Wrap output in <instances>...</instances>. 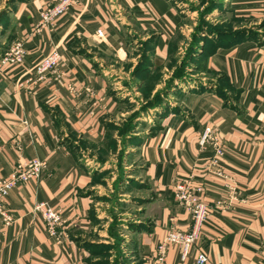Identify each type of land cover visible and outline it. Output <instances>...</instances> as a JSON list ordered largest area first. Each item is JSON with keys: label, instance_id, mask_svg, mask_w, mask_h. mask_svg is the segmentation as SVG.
<instances>
[{"label": "crops", "instance_id": "obj_1", "mask_svg": "<svg viewBox=\"0 0 264 264\" xmlns=\"http://www.w3.org/2000/svg\"><path fill=\"white\" fill-rule=\"evenodd\" d=\"M8 1L0 6L6 11L0 19V176L9 178L34 158L46 167L5 198L12 221L0 216V264H195L203 250L207 264H264V35L199 34L195 59L203 63V81L191 87L170 81L167 103L135 117L132 132L141 138L128 158L138 156L142 165L134 167L142 168L147 186L119 193L120 201L137 198L138 215L118 218L122 228L109 229L112 215L94 210L104 194L101 166H111L110 158L98 159L100 143L113 117L125 120L140 108L143 75L168 71L187 18L183 6L199 0H75L46 25L40 12L55 0ZM217 2L216 21L232 15L246 27H264V0ZM237 30L234 23L231 31ZM16 40L25 44L24 62L2 64ZM53 50L62 56L59 67L37 80L34 65ZM158 88L163 83L153 94ZM125 98L137 108L120 107ZM206 125L214 127L217 145L200 144ZM218 148L226 178L207 168ZM184 179L203 187L210 213L186 258L183 246L171 244L159 261L157 247L167 233L192 224L174 193ZM38 203L61 212L57 235L35 211ZM95 217L107 220L102 228ZM114 241L109 259L99 256Z\"/></svg>", "mask_w": 264, "mask_h": 264}, {"label": "rangeland", "instance_id": "obj_2", "mask_svg": "<svg viewBox=\"0 0 264 264\" xmlns=\"http://www.w3.org/2000/svg\"><path fill=\"white\" fill-rule=\"evenodd\" d=\"M217 1L218 0H199V2L195 1V4L192 2L191 5H189L187 2L185 3L183 9L185 11V14L187 15V18L183 22L184 29L177 34L176 39L173 43L172 52L169 56L168 61H166L165 66L166 68H168V71L164 70V68H161L159 71L157 70L151 75H143V79L145 78L147 82L146 86L141 90L139 100L141 104L140 108L135 107L129 101L130 97L125 98V103H120V107H123L124 110L135 108L137 109L134 110V112H132L130 115L126 116L125 120H118V117L121 116L120 114L113 117L112 121L109 124L107 136L105 137L104 142L100 143L101 147L98 151L97 156L100 162L107 161L110 158L112 167L110 166L108 169H103V167L101 166V176L97 181L99 182L98 185H102V193L104 194L97 195L96 198L98 201V208L94 207V210L97 214L106 212L107 216H109V214L112 215L113 220L109 224V229L122 228L121 225H118L119 221H121H118V218L130 219L138 215V212L136 210L137 208H134V204L138 203L136 201L137 198H133L132 196L129 201H120L119 193L124 192L125 190L132 191L133 188L142 187L144 189V186H147V182L143 180L142 168L139 169L134 167V165H142V162L140 163L138 156L131 155L130 159L128 158L130 155L129 149L132 148L135 144H138L141 138L137 137V134L132 132L135 125H138V120H135V117L139 115L140 111H142V115L140 117H143V113H146L149 109H152L153 106H161V104L165 105L167 103V98H165L166 93L168 94V92L166 91L169 90L167 89V87H171L173 84L178 85L180 84V82H183L190 87L201 84V82L203 81V79L201 80V77H204V75L202 74L203 76H201L200 73V70L203 68V63H198V60L195 59L196 53L201 44V36L199 34L206 32L207 34L209 33L213 35V33H217L220 30H228L229 32H231L234 23H236L238 26V30L242 29L241 32L243 34H240L241 36H244L246 31H250L251 35L259 34V38L262 37L261 34L264 35V27H262V25L256 27L247 26L249 27V29H247L244 24L240 23V19H235L232 15L228 16L227 20H224L222 22L220 20L216 21L213 18V12L214 9L220 7V4ZM1 2L6 5V3H8L9 1L0 0V6ZM204 4L206 5L203 8ZM5 14L6 11L4 10V8H2L0 10V19L2 17H5ZM166 72H168L169 75L167 79H165ZM180 73L181 75L179 76ZM138 77L132 74L131 80L133 82L138 81ZM170 81L173 82L172 85L170 84ZM162 83L163 89L158 88L159 90L153 94V89ZM80 145L84 147L93 146L92 143H89L87 141H81V143H79V146ZM133 157L135 160H133ZM124 185L126 186L124 187V189H122L121 187H123ZM120 213L122 214L118 215ZM97 219L95 217L96 222L98 221V224L96 225L102 228L103 223L105 224V221L107 220L104 219V217H100ZM115 235L119 236V234ZM118 240L120 242V238ZM121 241L123 243L125 242V240L123 241V238ZM117 243L118 242L114 241V243L104 246L106 247L105 251L107 252L100 254L99 256L109 259V257L111 256L109 250L112 251L113 248H116ZM117 257L118 256L115 254L114 258L117 259Z\"/></svg>", "mask_w": 264, "mask_h": 264}, {"label": "built area", "instance_id": "obj_3", "mask_svg": "<svg viewBox=\"0 0 264 264\" xmlns=\"http://www.w3.org/2000/svg\"><path fill=\"white\" fill-rule=\"evenodd\" d=\"M74 2L75 0H55L53 4L47 5L40 12V25L55 23L67 12ZM25 56L26 49L24 42L16 40L2 56L1 63L4 65L22 64L25 60ZM61 60L62 56L60 52L53 50L38 61L33 67V71L37 75V80H42L49 72L55 71L59 67ZM199 142L203 147L207 144L217 145L216 132L213 126L206 125L200 131ZM221 155L222 150L218 148L215 156H213L208 163L207 168L218 177L226 178L220 160ZM45 164L43 159H30L24 164H19L9 178L0 176V216L5 224H10L12 221L5 208V198L14 187L39 177L46 167ZM228 186L234 188L231 185ZM203 192V187L195 184L191 179L180 180L175 185L174 193L177 202L189 211L192 217V224L188 230L174 228L167 233L164 240H162L157 247V258L159 261H164L168 247L171 244H180L183 246L182 255L183 258H186L191 248L199 240L202 228L206 224L210 213L209 205L202 197ZM218 204L220 205L221 203ZM35 211L41 214L50 235H57L59 226L64 222L59 209L46 206L43 203H38L35 206ZM208 261L209 255L207 251H199L196 256L195 264H207Z\"/></svg>", "mask_w": 264, "mask_h": 264}, {"label": "trees", "instance_id": "obj_4", "mask_svg": "<svg viewBox=\"0 0 264 264\" xmlns=\"http://www.w3.org/2000/svg\"><path fill=\"white\" fill-rule=\"evenodd\" d=\"M221 32H223L224 33V30L223 31H219V32H217L218 34L219 33H221ZM236 33V36L238 37V36H241L243 33L241 32V30H237V31H231V33ZM244 32V31H243ZM241 34V35H240ZM181 75V73L179 74V76Z\"/></svg>", "mask_w": 264, "mask_h": 264}]
</instances>
